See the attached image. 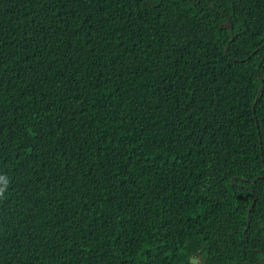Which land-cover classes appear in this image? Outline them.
Instances as JSON below:
<instances>
[{
	"label": "trees",
	"instance_id": "16d2710c",
	"mask_svg": "<svg viewBox=\"0 0 264 264\" xmlns=\"http://www.w3.org/2000/svg\"><path fill=\"white\" fill-rule=\"evenodd\" d=\"M258 62L264 0H0V264H264Z\"/></svg>",
	"mask_w": 264,
	"mask_h": 264
},
{
	"label": "snow or ice",
	"instance_id": "6c2138e0",
	"mask_svg": "<svg viewBox=\"0 0 264 264\" xmlns=\"http://www.w3.org/2000/svg\"><path fill=\"white\" fill-rule=\"evenodd\" d=\"M261 68H264V62H258ZM258 79L264 81V71L258 73ZM256 104L264 103V83L257 88V98L254 101Z\"/></svg>",
	"mask_w": 264,
	"mask_h": 264
},
{
	"label": "water",
	"instance_id": "95a60500",
	"mask_svg": "<svg viewBox=\"0 0 264 264\" xmlns=\"http://www.w3.org/2000/svg\"><path fill=\"white\" fill-rule=\"evenodd\" d=\"M227 26H230V24H227ZM232 36H234V32L232 31ZM228 48H226V52H227ZM264 261V257L260 260V263Z\"/></svg>",
	"mask_w": 264,
	"mask_h": 264
},
{
	"label": "bare ground",
	"instance_id": "6f19581e",
	"mask_svg": "<svg viewBox=\"0 0 264 264\" xmlns=\"http://www.w3.org/2000/svg\"><path fill=\"white\" fill-rule=\"evenodd\" d=\"M198 263V262H197Z\"/></svg>",
	"mask_w": 264,
	"mask_h": 264
}]
</instances>
